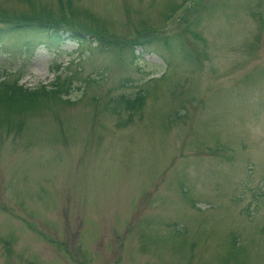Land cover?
I'll return each instance as SVG.
<instances>
[{"label":"rangeland","instance_id":"1","mask_svg":"<svg viewBox=\"0 0 264 264\" xmlns=\"http://www.w3.org/2000/svg\"><path fill=\"white\" fill-rule=\"evenodd\" d=\"M72 3L113 41L173 40L0 44V76H70L77 101L0 126V264H264V0ZM41 8L58 0H0ZM140 91L125 125L115 101Z\"/></svg>","mask_w":264,"mask_h":264},{"label":"trees","instance_id":"2","mask_svg":"<svg viewBox=\"0 0 264 264\" xmlns=\"http://www.w3.org/2000/svg\"><path fill=\"white\" fill-rule=\"evenodd\" d=\"M58 6L57 13L48 8H41L37 13L0 12V44H6L2 50H9L7 47L12 46L17 47V51L23 54H32L39 48L52 52L61 49L66 42L73 41L79 46L76 53H79L80 60L84 53L97 48L92 47L93 44H98L101 49L105 45L122 42L121 45L129 48L135 56L137 51L135 48L138 46H153L154 41L158 43L163 41L165 46L169 47V40H173L166 36H145V32L153 31L144 29L137 32L135 37L138 40L135 38L133 42L128 38H123V41L115 38L113 41L107 38L106 31L97 22V18L87 12L88 17H83L74 8L72 0L66 2L58 0ZM81 19H85L86 23ZM91 23L92 26H90ZM11 38L18 40L11 41ZM74 61L75 59L72 60ZM72 91L73 79L70 76L64 78L62 75H57L50 82L41 83L35 87H27L19 80L14 81L0 76V126H5L4 128L9 130L13 127L15 120L19 119L22 124L21 119L26 116L43 113L52 107L74 104L77 101L70 98ZM146 102L147 94L142 91L133 98L121 96L115 101L113 112L120 114L125 110L129 111L131 116L124 123L126 125L132 121L134 113L143 111ZM233 240L238 244L237 238Z\"/></svg>","mask_w":264,"mask_h":264}]
</instances>
